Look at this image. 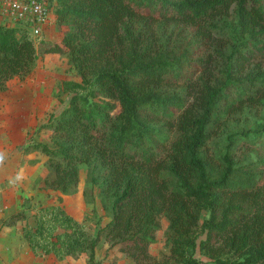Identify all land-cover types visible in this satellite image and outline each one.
<instances>
[{"label":"trees","instance_id":"16d2710c","mask_svg":"<svg viewBox=\"0 0 264 264\" xmlns=\"http://www.w3.org/2000/svg\"><path fill=\"white\" fill-rule=\"evenodd\" d=\"M46 1L66 30L60 43L41 35V49L69 54L82 83L66 88L69 105L42 127L48 142L27 151L47 158L41 189L59 195L76 191L90 167L111 219L96 236L61 208L9 224H23L34 253L60 260L86 254L101 264L103 240L135 264H203L197 253L213 264H264V127L230 134L209 155L228 120L264 107V0ZM228 18L226 41L218 34H228ZM164 23L193 31L192 40L158 41L153 29ZM37 40L0 24V93L33 74ZM163 217L170 254L158 260L150 247Z\"/></svg>","mask_w":264,"mask_h":264},{"label":"rangeland","instance_id":"374dc122","mask_svg":"<svg viewBox=\"0 0 264 264\" xmlns=\"http://www.w3.org/2000/svg\"><path fill=\"white\" fill-rule=\"evenodd\" d=\"M49 10L42 36L51 43H60L66 28L57 23L52 7ZM222 23L223 31L231 29L229 18L221 20ZM153 30L158 41L170 40L172 44L189 41L193 37V31L168 23L157 25ZM230 35L229 30L228 34H218V37L229 41ZM39 37L35 39H38L40 58L33 74L0 96V132H6L8 137L6 145L0 142V152L5 154L4 162L0 164V211L4 215L0 218V264H88L86 254L60 260L54 255L34 253L23 236V224H9V219L19 213L32 215L41 208H61L82 223L90 235L96 236L100 226L111 219L110 204L100 195L98 187L92 184V170L88 166L81 168L79 187L70 195L41 189V179L47 174V158L40 152L27 151V147L31 143L48 142L49 134L42 127L51 115H59L69 105L73 94L66 88L82 82L72 66L70 55L43 53ZM193 43L198 46L199 39H194ZM215 68L213 79L219 81L224 64L216 63ZM263 127L264 107L245 108L228 120L219 136L212 139L209 155L216 159L221 149L225 148L230 134ZM250 160H256L255 153ZM21 172L23 178L12 182ZM33 223V219L27 222L28 226ZM161 225L157 242L150 247V253L158 260L170 254L166 242L169 220L163 217ZM197 258L203 260V264H213L199 253ZM97 261L101 264H135L130 257L120 252L118 246L111 247L110 243L103 240L97 249Z\"/></svg>","mask_w":264,"mask_h":264},{"label":"built area","instance_id":"2783aa9c","mask_svg":"<svg viewBox=\"0 0 264 264\" xmlns=\"http://www.w3.org/2000/svg\"><path fill=\"white\" fill-rule=\"evenodd\" d=\"M50 10L46 0H0V24L24 26L42 35Z\"/></svg>","mask_w":264,"mask_h":264},{"label":"crops","instance_id":"0c3cea01","mask_svg":"<svg viewBox=\"0 0 264 264\" xmlns=\"http://www.w3.org/2000/svg\"><path fill=\"white\" fill-rule=\"evenodd\" d=\"M7 92H5V93H0V96H2V95H4V94H6ZM6 132H4L3 134L0 132V142H2V143H4V145H6V142H7V139H8V137L6 136ZM9 141H10V139H9ZM1 174V173H0ZM3 175V174H2ZM4 176V175H3ZM3 211V210H2ZM3 213L0 211V218H3ZM1 220V219H0Z\"/></svg>","mask_w":264,"mask_h":264},{"label":"clouds","instance_id":"9594fccd","mask_svg":"<svg viewBox=\"0 0 264 264\" xmlns=\"http://www.w3.org/2000/svg\"><path fill=\"white\" fill-rule=\"evenodd\" d=\"M4 160H5V154L0 152V164H3ZM22 178H23L22 172L17 173L16 177L14 178V180L12 182L19 181Z\"/></svg>","mask_w":264,"mask_h":264}]
</instances>
